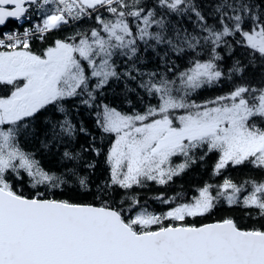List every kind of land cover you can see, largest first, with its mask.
I'll use <instances>...</instances> for the list:
<instances>
[{
  "label": "snow or ice",
  "instance_id": "obj_1",
  "mask_svg": "<svg viewBox=\"0 0 264 264\" xmlns=\"http://www.w3.org/2000/svg\"><path fill=\"white\" fill-rule=\"evenodd\" d=\"M0 264H264V0H0Z\"/></svg>",
  "mask_w": 264,
  "mask_h": 264
}]
</instances>
